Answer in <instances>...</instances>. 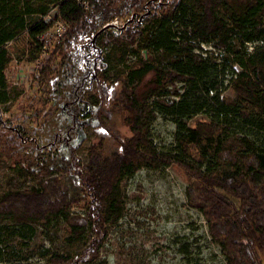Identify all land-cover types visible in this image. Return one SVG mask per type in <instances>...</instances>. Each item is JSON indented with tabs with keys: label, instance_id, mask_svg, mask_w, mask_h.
Segmentation results:
<instances>
[{
	"label": "trees",
	"instance_id": "trees-1",
	"mask_svg": "<svg viewBox=\"0 0 264 264\" xmlns=\"http://www.w3.org/2000/svg\"><path fill=\"white\" fill-rule=\"evenodd\" d=\"M85 1L86 8L76 0H0V103L6 99L4 70L11 60L5 44L23 36L22 45L33 57L38 38L52 26L54 19L45 18L53 6L64 32L46 50L47 63L37 70L40 84L52 74L50 63L56 58L68 63L75 44L89 37H95L97 50L112 43L121 65L129 54L136 58L124 76L110 80V53L96 51L91 64L98 95L81 81L86 97H81L83 107L74 109L86 118V107L97 106V126L118 150L105 153L99 139L88 146L86 163L76 156V147L67 156H38L26 167L16 160L37 186L0 196V237L5 233L30 240L34 225L47 227L61 219L69 227L68 242L81 241L87 228L93 238L76 257L52 252L43 264H92L106 225L123 214L122 181L141 167L175 165L187 183L188 207L203 216L226 264H264V138L254 140L244 131L247 126L264 131V0H178L161 7L151 5L154 0ZM145 2L151 15L144 17V26L127 27L120 36L101 30L115 14ZM204 43L216 47V56L207 55ZM247 44L256 46L246 51ZM138 47L146 55L139 56ZM116 81L119 89L109 110L130 132L124 138L111 133L99 108ZM227 89L234 99L223 95ZM156 113L170 116L176 125L168 153H158L149 135ZM199 113L209 114L210 120L188 122ZM73 207L82 208L84 215L71 214ZM5 221L10 223L1 224Z\"/></svg>",
	"mask_w": 264,
	"mask_h": 264
},
{
	"label": "rangeland",
	"instance_id": "rangeland-1",
	"mask_svg": "<svg viewBox=\"0 0 264 264\" xmlns=\"http://www.w3.org/2000/svg\"><path fill=\"white\" fill-rule=\"evenodd\" d=\"M177 1L153 2L161 7L167 2ZM139 12L138 8H129L122 14H115L106 23L117 19L116 25L124 28L122 34L127 27L135 26L131 16ZM148 15H151V9L146 12ZM55 16L56 9L50 6L45 19L54 20L49 31L38 38V45L34 46V58L22 45L23 36L5 44L11 60L4 70L6 99L0 103V196L9 189L37 186L35 178L20 171L16 160L26 167L38 156L42 159L59 153L67 156L69 148L76 147V156L86 163L88 146L99 139H102L105 153L118 150L113 138L105 129L97 126V106L86 107L85 111L89 113L86 118L75 114L74 109L83 107L81 97L85 95L82 96L83 90L79 89L81 81H85L90 91L98 95L91 64L96 51L110 53V80L117 75L124 76L126 71L133 68L136 58L129 54L121 65L117 58L119 51L112 49V43L97 50L98 47L92 43L95 37H89L75 44L68 63L60 64L58 58L50 63L53 65L52 74L45 84H40L36 79L37 70L46 65V50L49 52L53 48L64 30L63 24ZM114 26L110 23L109 26L101 27V30L112 32L116 30ZM232 43L236 49L240 48L237 40L232 39ZM203 46L208 50V56L214 57L219 52L213 44L204 43ZM254 46L247 44L246 51H251ZM137 53L139 56L146 55L140 47ZM181 85L176 83L177 87ZM118 89L119 82L116 81L99 108L101 118L111 133L124 138L130 132L121 124L119 116L109 110L111 99ZM223 95L235 98L228 89ZM198 118L210 120L211 117L199 113L188 122L192 123ZM248 127L244 131L250 138H264L263 130L261 134ZM175 131L176 125L170 116L155 114L150 123L149 135L158 153H168L173 148ZM6 135L13 137L12 142L5 139ZM219 168L215 167V170ZM186 186L182 171L175 165L141 167L124 179L121 183L123 214L115 223L106 225L105 239L92 264H226L220 248L211 241L203 216L188 207ZM83 213L80 207L71 209L73 215L82 216ZM9 223L5 221L1 224ZM34 228L33 237L25 241L2 232L0 264H43L52 252L74 258L93 238V233L87 228L81 241L68 242L69 227L61 219L47 227L34 225Z\"/></svg>",
	"mask_w": 264,
	"mask_h": 264
},
{
	"label": "built area",
	"instance_id": "built-area-1",
	"mask_svg": "<svg viewBox=\"0 0 264 264\" xmlns=\"http://www.w3.org/2000/svg\"><path fill=\"white\" fill-rule=\"evenodd\" d=\"M82 7H84V8H86L87 7V3H86V1L85 0H76ZM153 4H155L154 2H152ZM149 5H150V3L149 2H145L144 4H142V6H141V8H139V13L140 14H138V15H132L131 17H133L134 18V25L135 26H144L145 24H147V22L144 20V17L146 16V12H148L149 11ZM117 19H115V21L113 22V21H110V22H108V23H106V24H103L102 25V27H106V26H109L110 25V23L111 24H114L115 26V29L116 30H114V31H112V33L115 35V36H120L121 34V31H122V29H124L123 28V26L122 27H118L116 24H117V21H116ZM141 20V21H140ZM138 23V24H137ZM64 26V25H63ZM121 26V25H120ZM119 29H121L120 30V32H118V30ZM63 32H64V30H63ZM63 32L61 33V34H59V37L63 34ZM58 42V41H57ZM204 44H202V47L204 48V46H203ZM24 142H26L25 140H24Z\"/></svg>",
	"mask_w": 264,
	"mask_h": 264
}]
</instances>
